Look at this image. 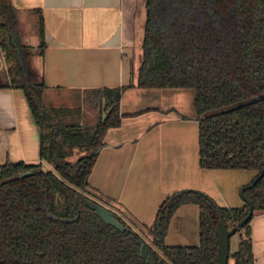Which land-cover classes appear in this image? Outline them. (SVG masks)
I'll list each match as a JSON object with an SVG mask.
<instances>
[{
    "label": "trees",
    "instance_id": "trees-1",
    "mask_svg": "<svg viewBox=\"0 0 264 264\" xmlns=\"http://www.w3.org/2000/svg\"><path fill=\"white\" fill-rule=\"evenodd\" d=\"M146 11L137 83L86 92L84 103L98 113L91 123L82 121L81 108L46 107L44 75L32 68L46 48L43 18L40 45L32 51L18 10L0 0V53L7 65L0 90L25 93L40 130L41 161L55 166V172L42 171V164L0 167V264H216L219 213L208 195L190 191L166 209L165 201L149 242L118 214L125 232L96 216L87 202L110 201L92 197L89 178L107 131L121 126V101L131 88L197 92L201 169H264V0H146ZM76 150L83 155L72 162ZM245 195L254 216L264 213V177ZM184 205L200 209V246L168 247L171 220ZM219 209L229 230L249 212L247 205ZM78 212L71 224L49 218L74 220ZM253 218L239 232L234 264H255Z\"/></svg>",
    "mask_w": 264,
    "mask_h": 264
},
{
    "label": "crops",
    "instance_id": "crops-1",
    "mask_svg": "<svg viewBox=\"0 0 264 264\" xmlns=\"http://www.w3.org/2000/svg\"><path fill=\"white\" fill-rule=\"evenodd\" d=\"M10 2L19 12L24 41L28 32L38 38L31 45L34 51L40 45V14L43 18L46 48L43 56L33 59L32 68L44 75L47 108H75L88 91L137 83L146 0ZM0 59L2 68L1 53ZM195 96L192 90H127L121 101V126L107 131L89 178L92 197L109 200L105 206L148 238L162 204L180 191H200L221 208L246 206L240 190L254 172L200 167ZM40 148V130L25 93L0 90V167L7 162L43 166ZM251 229L255 264H264V213L254 216ZM164 242L168 247L200 244L198 206L176 211Z\"/></svg>",
    "mask_w": 264,
    "mask_h": 264
},
{
    "label": "water",
    "instance_id": "water-1",
    "mask_svg": "<svg viewBox=\"0 0 264 264\" xmlns=\"http://www.w3.org/2000/svg\"><path fill=\"white\" fill-rule=\"evenodd\" d=\"M0 68H1V59H0ZM176 90H192L195 92L197 97V92L194 89H176ZM259 99H264V96H260ZM194 107H195V101H194ZM196 110V109H195ZM197 112V111H196ZM198 121H199V129H200V118L198 116ZM254 172V171H251ZM254 177L251 180V182L245 186H243L240 190V197L241 199L245 202V204L248 206L249 212L248 215L241 221L239 222L234 228L229 230L225 222L223 220V217L220 213L219 206L215 203L213 199L210 201L214 203V205L217 208V211L219 213V222L216 227V234H217V240H218V250H217V261L216 264H229V260L231 258V239L239 234L240 230L250 222V220L254 216V206L253 203L246 197L245 193L246 191L254 188V186L264 177V169L261 172H254ZM194 191V192H199L196 190H185V191H180L177 192L176 194L172 195L169 200L167 201L165 205V209L176 199L179 197L183 196L184 194ZM87 205L95 212L96 216L102 220L107 226H111L115 228L116 230L120 232H125L126 228L119 222L117 219V216L115 215L116 213L113 212L110 208L107 206H104L102 204H93L91 202H87ZM77 207V205H76ZM49 218L53 219L55 221H60L61 223L64 224H71L79 219V212L78 216L74 220H65V219H57L54 218L51 214H49ZM161 219L159 218L157 225H160ZM200 246V244L198 245ZM195 246V247H198Z\"/></svg>",
    "mask_w": 264,
    "mask_h": 264
},
{
    "label": "rangeland",
    "instance_id": "rangeland-1",
    "mask_svg": "<svg viewBox=\"0 0 264 264\" xmlns=\"http://www.w3.org/2000/svg\"><path fill=\"white\" fill-rule=\"evenodd\" d=\"M38 40V38L36 37V35H32L28 32L27 36L25 37V45H30L28 46L30 50L34 51V49L36 48H33L31 47V45H33L34 42ZM6 70H7V65L4 61V56H3V66L0 70V73L2 75H5L6 74ZM75 108H71V109H78V108H81L82 112H83V122H91V123H95L97 117H98V113L96 111H94L90 106H88L86 103H84V100L83 101H77L75 102L74 104ZM83 155V153L79 152V151H74L73 153V156L71 157V161L72 162H75L79 157H81ZM41 170L42 171H45V172H48V171H52V172H55V166L54 165H51V164H48V163H43V166L41 167ZM97 198V197H96ZM114 212V211H113ZM116 213V212H115ZM121 218H123L124 220L127 221V219L125 217H123L122 214H119ZM122 215V216H121ZM129 225H131L129 222H128ZM148 231V229H146ZM150 232V231H149ZM146 238L147 241L150 242L151 238H148V236H144ZM240 242V234L239 235H236L233 237V239L231 240V256H233L237 251L238 249H236L237 247V243L239 244ZM239 247V245H238ZM233 252V253H232ZM229 264H234V260L231 259V261L229 262Z\"/></svg>",
    "mask_w": 264,
    "mask_h": 264
},
{
    "label": "flooded vegetation",
    "instance_id": "flooded-vegetation-1",
    "mask_svg": "<svg viewBox=\"0 0 264 264\" xmlns=\"http://www.w3.org/2000/svg\"><path fill=\"white\" fill-rule=\"evenodd\" d=\"M168 200H169V198H168ZM168 200H166V201H168ZM163 205V204H162ZM185 206V205H184ZM182 207V206H181ZM159 212V211H158ZM158 215V214H157ZM125 222L128 224V222L125 220ZM158 222V221H157ZM155 223H156V221H155ZM154 223V224H155ZM129 225V224H128ZM130 226V225H129ZM154 226V225H153ZM153 226H152V228H153ZM131 227V226H130ZM152 228H150V232H151V230H152ZM138 232V231H137ZM140 233V232H139ZM141 234V233H140ZM151 234V233H150ZM151 238V237H150Z\"/></svg>",
    "mask_w": 264,
    "mask_h": 264
}]
</instances>
